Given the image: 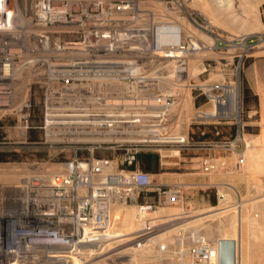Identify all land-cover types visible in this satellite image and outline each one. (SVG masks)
<instances>
[{
	"label": "built area",
	"instance_id": "obj_1",
	"mask_svg": "<svg viewBox=\"0 0 264 264\" xmlns=\"http://www.w3.org/2000/svg\"><path fill=\"white\" fill-rule=\"evenodd\" d=\"M15 2L0 0V95L29 50L24 64L49 93V107L58 103L66 119L91 122L66 128L75 136L133 137L135 124L168 120L175 98L162 93V83L188 75L192 0H33L29 19ZM142 141L149 142L113 146L129 150L121 159L76 157L49 179L33 174L0 185V264H80L107 248L118 234L113 207L154 185L152 174L136 166ZM159 193L176 202L181 187ZM190 254L219 263L218 246L200 244Z\"/></svg>",
	"mask_w": 264,
	"mask_h": 264
},
{
	"label": "rangeland",
	"instance_id": "obj_2",
	"mask_svg": "<svg viewBox=\"0 0 264 264\" xmlns=\"http://www.w3.org/2000/svg\"><path fill=\"white\" fill-rule=\"evenodd\" d=\"M14 4L27 19L31 17L33 0H16ZM219 4L215 0H192V44L198 48L192 49L184 81L178 82L170 76L162 83V93L172 94L175 98L168 120L161 124L139 123L133 127L135 130L161 128L163 138L156 135L153 141H142L144 149L138 155L136 166L142 169L148 165L154 167L151 171L154 185L125 204L135 207L137 213L143 206H150L144 210L145 216L138 215L135 220L150 222L155 219L160 229L155 234H172L170 243H153L152 254L157 256L155 264H179L182 250L192 258L191 249L200 245L191 237L196 226H200L204 234L211 230L219 239L222 237L220 234L230 230L232 221L236 220L239 224L236 233L240 247L238 264H254V254H257H250L246 246L243 247V241L253 245L264 241V106L258 107L264 97V0H233L223 7ZM30 55L31 52L26 50L22 58L16 59L14 80L6 84L3 91L7 103H0V178L6 176L9 183L15 185L26 176L44 174L49 169L53 171L48 173L53 175L59 168L63 169L64 162L76 157L94 155L121 159L129 150H118L113 146L143 139L134 136L113 139L93 135L71 137L50 132L46 125L49 109L53 108L54 113L60 114L63 106L56 103L49 107V93L34 77L31 66L24 64ZM247 86L259 93L257 99L247 93ZM206 87L212 89L206 91ZM232 91L237 92L236 107L230 103ZM194 97L197 104L201 101L205 107H198ZM220 99L225 101L220 104ZM209 112L215 114L206 115ZM192 121L206 123L207 130L213 132L211 125H226L222 130L229 136V163L235 164V167L228 168L226 179L222 177L226 180L223 184L213 181L214 184L205 189L204 199L200 196L201 191L195 192L192 199V185L163 184L156 175L157 149L179 151L190 141L188 137H192V127L194 131L198 130L197 124L192 126ZM232 125L237 128L235 140L232 138ZM174 137H184L186 141H177ZM249 150L256 151L258 162L255 169L246 167ZM148 154L153 158L149 159ZM214 170L208 167V172L214 173ZM174 171L178 173L175 175L184 176L185 181H192V176H188L189 180L187 178V167H175ZM174 185L181 187V193L176 202H170L164 194L160 195L159 188L167 190ZM225 208L230 209L223 212ZM159 209L161 212L158 214L156 210ZM123 216L121 213L117 220L118 232L123 231ZM242 216H248V220L241 222L239 218ZM208 242L211 243L210 240Z\"/></svg>",
	"mask_w": 264,
	"mask_h": 264
},
{
	"label": "bare ground",
	"instance_id": "obj_3",
	"mask_svg": "<svg viewBox=\"0 0 264 264\" xmlns=\"http://www.w3.org/2000/svg\"><path fill=\"white\" fill-rule=\"evenodd\" d=\"M232 1L233 0H215V2H217V4L221 3V5L219 4V6L227 5L228 3L232 2ZM22 22L23 21H21V23ZM28 31H29V29H28ZM26 33H27V31H26ZM11 34H12V38H14L15 35L13 33H11ZM197 48H198V46L196 44H192V49L195 50ZM9 72H10L9 71V67L6 66L5 73H4V75H5L4 81L8 80L6 77L10 76ZM5 97H6L5 95H0V102L5 103L6 102V100L4 99ZM230 103L234 107H236V104H237V92L236 91H232L231 92V101H230ZM49 113H50V111H49ZM214 114H215V112L206 113V115H214ZM66 118H67V116H65V115H61V114L58 115L57 114V115L53 116L52 113H50L48 115L47 120H46V125H47L48 129L50 130V132L68 134L71 137H74L76 135V133H78V132L75 131L74 129L67 130L66 128H68V127H80V126L81 127L82 126H91L92 125L91 122H84L85 124H82L81 122L73 121V120L70 121L69 119H66ZM89 124H91V125H89ZM106 127H108V125ZM54 129H57V130L54 131ZM160 129H158L159 132H155V130H146V131H144V130H139V129L134 131V132L132 131V132L134 133L133 134L134 137H142L143 138L142 140H144V141H153L154 140L153 138H156L157 136H159L158 137L159 139H163L161 137ZM174 138H178V137H174ZM182 138H184V137H181L180 139H182ZM252 145H254V144H252ZM255 153H256V151H253V150H249L247 152L246 167L248 169H255V167L257 165L258 161H257V156L255 155ZM52 169H54V168H52ZM49 171H53V170L49 169L48 172ZM56 171L57 172H62L63 169L59 168ZM48 172L42 174V176L44 178H46V179H49L52 176ZM8 183H9L8 177L2 176V178H0V185L3 188L6 187V186H9ZM9 184L11 185V183H9ZM258 185H256V186H257L258 189H260V187H258ZM146 209H147V207L143 206L141 208L140 212H138L139 213L138 214L136 212V208L133 207V206H127L125 204H116L113 207V215H114L115 219L118 220L119 216L121 215V213H124V216L122 218V219H124V223L122 225L123 231L117 232L118 234L116 236L117 237L116 240L111 242L107 246V248L96 252V254H94V255L93 254L87 255L86 259L80 264H117V262H123L122 264H155L154 262L157 259V256H154L152 254L153 253V249L152 248L154 247L153 243H155V245H156L157 242L159 243L161 241H164L166 243H170L169 240L172 238V234H167V233L155 234V233L160 231L159 227L156 226L158 224L156 223V221H154L155 219L153 221H150V222H141L140 220H135V218L138 215L145 216L144 210H146ZM160 209L156 210V212L158 214H159V212H161ZM229 209L230 208H225V210L223 212H226ZM176 211H177V209H176ZM239 219L241 220V222H244V221L248 220V216H242ZM196 222H198V221H196ZM149 223H151L152 225L151 226H147ZM117 224H118V222H117ZM238 225L239 224L236 223V220H233L232 223H231V226H230V230L228 229L227 231H225L222 234H220V236H222V237H230V238H235L236 239V233H237V230L239 229ZM186 227H188V226H186ZM254 229H256V227ZM153 234H155V235L152 236ZM191 237H193V239L196 242H199L202 245H209V246L212 247V249H217L218 238L216 236H214V234H213V232L211 230H208L206 232V234H204L202 232V229L200 228V226H196L195 229L193 230V233H192ZM185 239L186 238L181 240V244L183 243V241H185ZM209 240L211 241V243L208 242ZM242 243H243V247L245 248V246H246L247 251H249L250 254H251V252H253V253L257 252V254L256 253L254 254V259H255L253 261L254 264H264V241L262 242V244H259V245L249 244L248 241H246V242L243 241ZM165 248L167 249L168 247L165 246ZM154 252H155V250H154ZM158 252H160V251H158ZM164 254H168V253L164 252ZM181 254H182L181 255L182 259H181V262L179 264H209V263H195L193 258L190 257V255L188 254V252L186 250H182ZM250 258H253V256L250 255ZM73 264H79V262H77V259H75V263L73 262Z\"/></svg>",
	"mask_w": 264,
	"mask_h": 264
},
{
	"label": "crops",
	"instance_id": "obj_4",
	"mask_svg": "<svg viewBox=\"0 0 264 264\" xmlns=\"http://www.w3.org/2000/svg\"><path fill=\"white\" fill-rule=\"evenodd\" d=\"M247 90L256 99L258 98L259 93L255 89L247 86ZM263 98L258 105L260 108L264 106ZM195 99L196 97H194V103L198 107H205V103L203 104L201 101H198L197 104ZM193 124H197L196 127L198 130L194 131L192 127V137L188 135L190 141H187L179 151L174 152L167 148L157 149L156 175L158 180L163 184L184 183L192 185V199L195 192L199 193V191H201L200 196L204 199L205 189L214 184L213 181H216L215 184H223L226 180H223L222 177L224 176L226 179L228 168L235 167V164L233 165L231 163L230 165L229 163V136L222 130L226 125L223 126V123H219L220 125H211L214 128L213 132L207 130L206 123L192 121V126ZM187 133L190 134V131L188 130ZM175 167H187V178L189 180L188 176H192V181H185L184 176L179 177V175H175L178 174L174 171ZM208 167H213L215 169L214 173L208 172ZM139 169L152 174L150 170ZM217 176L220 178L217 179Z\"/></svg>",
	"mask_w": 264,
	"mask_h": 264
},
{
	"label": "water",
	"instance_id": "obj_5",
	"mask_svg": "<svg viewBox=\"0 0 264 264\" xmlns=\"http://www.w3.org/2000/svg\"><path fill=\"white\" fill-rule=\"evenodd\" d=\"M219 247V263L218 264H238V241L235 238L223 237L218 241ZM195 263H199V259H194ZM203 263L206 260H202Z\"/></svg>",
	"mask_w": 264,
	"mask_h": 264
},
{
	"label": "trees",
	"instance_id": "obj_6",
	"mask_svg": "<svg viewBox=\"0 0 264 264\" xmlns=\"http://www.w3.org/2000/svg\"><path fill=\"white\" fill-rule=\"evenodd\" d=\"M247 93H249L248 90H247ZM231 128H232V130L234 131V133H233V137H232V138H234L235 135H236V132H237V128H236L235 125H232ZM146 156H148L149 159H152V158H153V155H152V154H148V155H146ZM153 169H154V167H152V165H148V167H146V170H150V171H152ZM156 169H157V167H156Z\"/></svg>",
	"mask_w": 264,
	"mask_h": 264
}]
</instances>
